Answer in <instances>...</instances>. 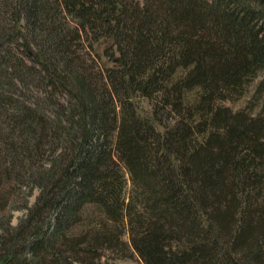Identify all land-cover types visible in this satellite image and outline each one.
Here are the masks:
<instances>
[{
	"label": "trees",
	"instance_id": "trees-1",
	"mask_svg": "<svg viewBox=\"0 0 264 264\" xmlns=\"http://www.w3.org/2000/svg\"><path fill=\"white\" fill-rule=\"evenodd\" d=\"M12 77L67 102L0 91V264H264V0H0Z\"/></svg>",
	"mask_w": 264,
	"mask_h": 264
},
{
	"label": "rangeland",
	"instance_id": "rangeland-1",
	"mask_svg": "<svg viewBox=\"0 0 264 264\" xmlns=\"http://www.w3.org/2000/svg\"><path fill=\"white\" fill-rule=\"evenodd\" d=\"M138 2L142 3L143 0H137ZM13 25V23H11ZM16 26V25H15ZM16 34V32H15ZM21 42L20 40H18ZM111 45L110 41H99L94 44L93 49V57L95 60H97L96 64L91 62L89 59L90 57L86 56L87 64L97 66V67H113L115 64L112 62L106 55L105 51L109 49L108 47ZM22 48V47H21ZM12 51L11 53H14L15 57L20 58L22 57L23 60L26 62H30L28 59H26L21 53H16L15 45L10 48ZM21 52V51H20ZM84 54V53H82ZM12 83L15 84V86L18 88V91L13 90L9 91L6 88L0 89L1 92L4 94L11 95L14 99H18L19 101H24L27 106L30 107H39V111L44 113V116L49 118V120L53 119V116H55V111L57 107H61L65 105L67 102V98L65 95H60L57 93V95L54 96V100L49 101V104L47 99H49L48 94L45 93V90L43 89H36L35 87L27 86L21 83L16 77H12ZM254 83L250 86L248 92L246 95L240 99L239 101L235 102V104H230L234 108H242L247 99L251 96L253 91ZM8 92V93H7ZM194 93L189 94V99L193 98ZM56 105L55 108L53 106ZM141 105L146 109L149 110V106L146 101H143ZM65 108V107H64ZM59 109V108H58ZM64 112V110H63ZM40 193V189L38 186L29 185L28 187H23L20 189V191H16L13 193L12 198L7 205V208L5 209V213L3 214V217H0V227L5 225V221L8 218L9 219V226L16 228L27 216L29 209L33 207L35 204L38 196ZM3 232V229L0 228V234ZM105 256L101 259L100 263L98 264H143L142 260L138 257L136 253H130L128 256H120L117 257L115 255H111L110 252H105Z\"/></svg>",
	"mask_w": 264,
	"mask_h": 264
}]
</instances>
